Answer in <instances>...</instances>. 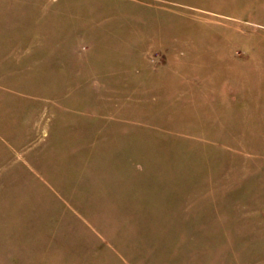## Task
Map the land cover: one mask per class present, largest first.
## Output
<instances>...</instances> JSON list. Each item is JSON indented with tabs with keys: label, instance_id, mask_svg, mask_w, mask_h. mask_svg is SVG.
Instances as JSON below:
<instances>
[{
	"label": "rangeland",
	"instance_id": "rangeland-1",
	"mask_svg": "<svg viewBox=\"0 0 264 264\" xmlns=\"http://www.w3.org/2000/svg\"><path fill=\"white\" fill-rule=\"evenodd\" d=\"M0 264H264V0H0Z\"/></svg>",
	"mask_w": 264,
	"mask_h": 264
}]
</instances>
